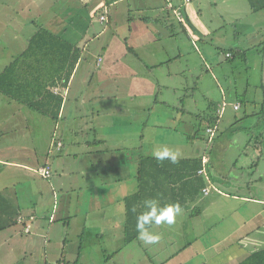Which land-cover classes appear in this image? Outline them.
<instances>
[{
  "label": "crops",
  "instance_id": "obj_1",
  "mask_svg": "<svg viewBox=\"0 0 264 264\" xmlns=\"http://www.w3.org/2000/svg\"><path fill=\"white\" fill-rule=\"evenodd\" d=\"M27 1L0 0V34L5 48L1 53L14 50L13 60L27 49L35 32L43 29L77 49L79 58L66 85L56 78V85L48 87L62 97L57 120L38 112L53 122L45 130L49 148L44 152V164H40L36 148L17 144L16 124L15 121L11 123L15 107L9 113H5L3 105L0 108L4 111L0 113V192L12 205L5 212L6 221H11L13 210L17 212L15 223L0 230V264L8 262L10 254H15L18 247L32 248L38 235L46 242L47 236L53 239L54 231L62 237L64 230L68 236L77 234L74 235L79 241L77 252L70 258L62 256L57 264L60 261L98 264L97 260L85 261L83 257L92 253L87 251L90 249V241L85 240L88 234L96 237L108 234L107 246L100 249L105 256L103 264L112 260L110 256L107 258L110 251L121 255L130 243L125 238V200L139 191L144 160L155 158L154 153L164 149L156 147L163 146L167 137L171 143L165 148L177 154L178 162L162 161L161 171L151 163L155 178L146 181L147 188L156 191L152 197H157L162 206L174 203L181 206L183 211L176 216L175 222L182 223L184 234L195 229L193 216L202 218L208 213V218L197 228L194 240L169 252L170 256L161 264H192L194 256L197 264H241L252 253L264 249L263 143H254V148L259 149L254 150L252 156L241 152L259 136L251 129L254 125L242 127L243 116L236 118L226 130L225 143L217 145L218 155L216 152L208 155L203 142L195 145L198 140L193 139L196 146L193 150L186 151L183 146L189 144L185 135L190 138L179 128L183 126L186 108L178 94L185 90V78L190 73L189 56L193 49L198 52L197 42L215 36L207 18H202L203 13L188 0H32L35 7L36 4L43 7L41 14H50L52 20L47 19L37 27L31 16H27L30 10ZM101 15L106 19L101 20ZM94 19L100 27L94 25ZM180 34L185 37L178 38ZM210 41L211 45L215 42L214 47L219 46L214 37ZM83 62L84 73L80 75ZM26 67L24 64L23 69ZM36 74L25 73L24 78L32 80ZM173 77L176 80L171 82ZM169 91L178 95L177 103L165 100ZM262 94L261 102L264 101L263 88ZM4 96L6 104H19L17 111L26 105ZM260 105L264 113V105ZM160 107H168L171 112L160 114ZM255 111L244 116L255 117ZM211 117L218 121L215 139L220 135V117L218 113L210 115L206 128L215 122H208ZM258 119L264 125V120ZM28 121L23 122L27 125L24 129L30 128ZM44 125L47 126V122ZM144 126L155 130L156 134L150 131L148 135ZM20 130H23L22 124ZM54 139L62 142L60 150L53 145ZM206 142H210L208 138ZM25 150L32 152V157L20 153ZM202 157L207 159L209 181L198 172L192 176L188 174L191 175L199 159L202 165ZM41 166L50 167L49 179L38 173ZM221 167L228 173L227 178ZM16 169L23 174L18 180ZM20 179L32 181L31 187L19 186L20 191L16 190ZM208 187L210 190L205 193L203 189ZM59 215L62 227L55 224ZM18 216L27 220L33 217L28 233L18 222ZM162 226L153 224L149 230L155 233L161 231ZM115 227H118V235L114 238L120 241L124 238L116 249L110 240V231ZM34 229L37 232L33 233ZM136 240L142 241L138 237Z\"/></svg>",
  "mask_w": 264,
  "mask_h": 264
},
{
  "label": "rangeland",
  "instance_id": "obj_2",
  "mask_svg": "<svg viewBox=\"0 0 264 264\" xmlns=\"http://www.w3.org/2000/svg\"><path fill=\"white\" fill-rule=\"evenodd\" d=\"M31 1L32 0L27 1L30 9L27 11V16H31V18L34 20L35 25L39 27L43 25L44 21L47 19L48 21L50 20L52 22L50 14L42 15L40 10H43V7L39 6L38 4H36L35 7V4H32ZM188 1H191L196 9L203 13L202 18L204 20L205 17L208 19H206V21L209 23L210 28H212L213 34H215V36L212 35L207 39L202 40L201 42H197L198 52H196L194 49L191 50L189 56L190 73H188L185 78V90L180 91V93L178 94L181 101L183 100L185 102L186 108L185 116L182 120V122L184 121L183 126L179 128L182 132H185V134L188 133L190 138L188 139L185 135V139L189 142V144L184 143V149L186 151H189L190 149L193 150L194 148H196L195 145L202 144L203 142L202 146L203 148L207 147L206 153L208 155H214L215 152L216 155H218L220 148L217 145L225 143L227 138L226 135L228 134V131H226L228 126L231 125L236 118H240L243 116V122L241 121L240 126L244 127L253 124L254 126L251 127V129H253V133L255 135H259L255 139L253 138L254 140L249 143V146L241 149V152L244 151L245 153H248L249 156H252L253 151L259 149L258 147L254 148L253 145L255 142H258L259 144L263 143L261 146L264 147V125L258 119L259 117H261L260 120H264V113L260 111V103L264 105V101L261 102L263 94L261 80V56L259 53L260 45L264 40V0ZM97 21V19L96 21L94 19V25L100 27V25L96 23ZM10 23L13 24V22ZM218 27L220 29H218ZM215 28L217 29L214 31ZM177 37L182 38L185 37V35L180 34ZM211 37H214V40L216 41V43H218L219 46L217 48L213 45L215 42L211 45ZM97 39L93 41L96 43ZM100 39L103 40V37ZM231 47H238L245 50V55H238L234 51L232 57H226V50L230 49ZM2 49L5 48L0 34V54H2L0 55V72L4 66L9 64L10 60H12V54H14V50L9 52L4 51V53H1ZM92 56L89 58H92ZM185 59H188L187 55H185ZM82 67H85L84 62L80 68V75L84 73V69ZM89 67H91V70L93 71V66L90 65ZM97 72L98 69H96V76ZM173 80H176V78L173 77L171 82ZM171 92L172 91H169L167 94H165V100L172 103H177L178 95L174 96ZM121 96L122 95H120V97ZM159 99H161V95H159ZM241 99H243L244 101L242 102ZM224 101L226 103V106L223 109V113L221 114L219 121L220 135L207 144L206 141L208 136L205 131L207 126V118L212 114L218 113V110L222 108V103ZM8 103H5V96L0 93V108L3 105L5 113H9L10 110L15 107V113L13 117L14 120H12L11 123L15 121L14 124H16L14 133L17 144L27 148H36L38 151V158L42 159H39L40 164H44V152L49 148V141L45 136V130H48L50 126H52V119L38 114L36 110H33L26 105V107L23 106L20 111H17L16 108L19 106V104H16V102L15 104ZM236 103H238L240 107L235 110L233 109V105ZM169 109L170 108L168 107H160V114L166 113L167 115L169 112H171ZM252 110H256L255 117L252 115L247 117L244 116L246 113L250 114ZM4 111L0 110V113ZM25 118L30 120L28 121L30 125L29 129H24V127L27 126L23 125L24 121L27 122V119ZM45 122H47V126L44 125ZM20 124H22L23 130H20ZM143 129L148 135L150 131H153V133L156 134V131L152 130L150 127L144 126ZM159 131L160 130H157V132ZM260 133L262 135H260ZM165 136L166 135L164 134V139H166ZM167 138L168 139H166V141L162 143L165 146L163 145L161 147H155L157 149L162 147L165 149V147H167L166 145L171 143V141H169V137ZM193 139L195 141L198 140L195 145ZM148 142L147 144L149 147L150 142ZM174 144L176 145V143ZM27 151L28 150L20 151V153H23L25 157H32V152ZM205 167L207 169V165H205ZM221 168L223 169V172L225 174L224 177L227 178L228 173L225 172L224 167ZM18 171L20 170L16 169L15 171V177L17 180L18 178L23 176L22 172ZM37 180L39 181L38 177ZM31 183L32 181H29V179H22L20 183L17 184L16 190L20 191L19 186H24V188L28 186V188H30ZM213 186L217 189H220V187H218V185L216 184H213ZM220 190L226 192L222 188ZM73 198H75V194L73 195ZM60 206L62 208L63 204L60 203ZM198 206L201 207L200 205ZM203 216L204 217L202 218L193 216L194 220L192 223L195 224V229H192L190 233L185 234L181 229L182 223L176 224V222H174L172 225L162 223L163 226L162 229H160L161 231H157L154 233L160 236V240L158 243L144 246L142 241L138 242L136 239H134L133 241H130V243H127V248H124V252L121 251L123 252L121 253V255H117V253H113L112 251H110L111 253H108L107 258H109L110 256V259L112 258V260H110L108 264H114L115 262L150 264L148 263L150 260H153L155 262L154 264H161L170 256L168 254L182 248L188 241H192V239L196 236L195 233L197 231V228L202 226L208 218V213ZM59 217L57 216V221L55 222V224L57 223L59 227H62V223H60L61 217L60 220ZM190 219L191 217H189V220ZM198 221H202V224H199ZM55 224L51 226H54ZM19 228H21V226H19ZM35 232H37V229L33 230V233ZM69 232L71 233V231ZM117 232L118 227H115L110 231V240L113 242V245L115 246L113 248L115 249L116 247H120V245L124 241V238L123 240L121 239V241L119 240V238H114L115 235H118ZM61 233L62 237L59 235L58 231H54L53 234L51 230L50 235L53 234L54 237L53 239H51L49 238V236H47L46 242H44V239L40 235H38L32 248L22 249L18 247V251L15 254H10L11 259H7L8 262L3 263L57 264V260L62 256L70 258L74 253L77 252V246L79 242L78 238L74 237L76 233H71L69 236L65 230ZM107 235L100 237H96L94 234L87 235L85 240L90 241V249H87V251L92 253H86L83 255L85 261L97 260L99 262L98 264H103L105 256L102 254L100 249L101 246H107L106 242L108 240L107 238H109V236ZM126 237L127 236H125V238ZM91 241H93L92 244ZM45 243L47 244L46 247ZM87 246L88 245L85 243V247ZM19 250H23V252H25V255L23 253H20ZM191 263L197 264L196 256H194V260H192Z\"/></svg>",
  "mask_w": 264,
  "mask_h": 264
},
{
  "label": "trees",
  "instance_id": "obj_3",
  "mask_svg": "<svg viewBox=\"0 0 264 264\" xmlns=\"http://www.w3.org/2000/svg\"><path fill=\"white\" fill-rule=\"evenodd\" d=\"M234 51L238 55H245V50L238 47L230 48L226 50V53L233 55ZM263 52L264 40L259 49L261 57L263 56ZM78 58L79 51L74 49L72 45L60 40L43 29H38L30 39L27 49L14 58L0 72V93L10 98H15L33 110L47 115L56 121L62 104V97L59 94L55 95L48 87L56 85V78L61 80L63 85H66L78 62ZM24 64L27 65L26 70L23 69ZM22 71L27 74H37L34 76V79L29 80L28 78H24L25 73ZM57 73L59 76L55 77L54 74ZM47 82L48 85L46 84ZM262 88L264 89L263 84ZM43 91H45L44 94H42ZM241 101L243 102L244 100L241 99ZM215 119L216 117H211L208 122L212 123ZM54 141V146H56L60 140ZM60 143L62 144L61 141ZM164 161L169 160L165 159ZM153 162L158 170H162V162L155 158L145 159L142 169L143 180L140 184V189L138 192L128 196L125 200L127 209V242L133 241L138 237L135 224L136 216L141 211H144L142 201L152 197L156 192L151 187L147 188L146 186V181L150 182V179L155 178V173L153 170L151 173L150 168ZM195 164L192 168L191 175L188 173L189 176L197 174L201 168V159ZM8 206L12 207L11 203L0 192V230L15 223L17 212H14V210L11 221H6L7 214L5 212L9 208ZM241 264H264V249L252 253Z\"/></svg>",
  "mask_w": 264,
  "mask_h": 264
},
{
  "label": "clouds",
  "instance_id": "obj_4",
  "mask_svg": "<svg viewBox=\"0 0 264 264\" xmlns=\"http://www.w3.org/2000/svg\"><path fill=\"white\" fill-rule=\"evenodd\" d=\"M155 158L162 162L168 159L172 164L178 162L177 154L168 149L158 150L154 153ZM144 211L136 216L135 228L138 238L145 244H156L160 240L158 234L152 233L149 229L155 225L166 223L172 225L175 218L182 212V208L178 203L161 205L157 197H149L142 201Z\"/></svg>",
  "mask_w": 264,
  "mask_h": 264
},
{
  "label": "built area",
  "instance_id": "obj_5",
  "mask_svg": "<svg viewBox=\"0 0 264 264\" xmlns=\"http://www.w3.org/2000/svg\"><path fill=\"white\" fill-rule=\"evenodd\" d=\"M175 12H177L178 17H179L180 20H181L182 18H181V16H180V14L178 13V11H175ZM100 19H101V20H105V19H106L105 15H101ZM226 55H227V56H230L231 54H230V53H227ZM225 106H226V103H225V101H224V102L222 103V108H221L220 110H218V115H219V117H220L221 114L223 113V109H224ZM239 107H240V106H239L238 103H236V104L233 105V108H234V109H238ZM217 128H218V121H215L212 125H210V126H208V127L206 128V134L208 135V141H211V140L215 137L216 132H217ZM54 140H55V139H54ZM54 140H53V145H54V142H55ZM61 146H62V144H61L60 141H59V142H57V144H56L55 147H57V150H60V149H61ZM206 164H207V159H206V157H202V165H201V168L198 170V174L203 175V176L209 181V176H208V173H207V170H206V167H205ZM38 173H39L41 176L45 177V178H49L50 175H51L50 167H49V166H41V167H39V169H38ZM209 190H210V187H208V188H204V189H203V191H204L205 193H208ZM17 220H18L19 223L22 224L23 229H24V232L28 233V232L30 231V229H31V222H30V220H33V217L31 216V217L27 220L25 217L18 216V219H17ZM59 264H68V263H66L65 261H60Z\"/></svg>",
  "mask_w": 264,
  "mask_h": 264
},
{
  "label": "water",
  "instance_id": "obj_6",
  "mask_svg": "<svg viewBox=\"0 0 264 264\" xmlns=\"http://www.w3.org/2000/svg\"><path fill=\"white\" fill-rule=\"evenodd\" d=\"M262 84L264 87V52H263V56H262Z\"/></svg>",
  "mask_w": 264,
  "mask_h": 264
}]
</instances>
